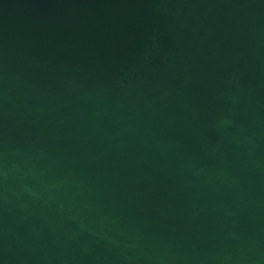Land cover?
<instances>
[{"label": "water", "instance_id": "obj_1", "mask_svg": "<svg viewBox=\"0 0 264 264\" xmlns=\"http://www.w3.org/2000/svg\"><path fill=\"white\" fill-rule=\"evenodd\" d=\"M0 264H264V0H0Z\"/></svg>", "mask_w": 264, "mask_h": 264}]
</instances>
